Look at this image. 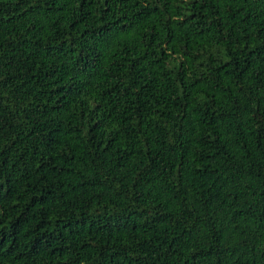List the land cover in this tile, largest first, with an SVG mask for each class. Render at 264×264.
<instances>
[{"label":"trees","instance_id":"1","mask_svg":"<svg viewBox=\"0 0 264 264\" xmlns=\"http://www.w3.org/2000/svg\"><path fill=\"white\" fill-rule=\"evenodd\" d=\"M0 264H264V0H0Z\"/></svg>","mask_w":264,"mask_h":264}]
</instances>
